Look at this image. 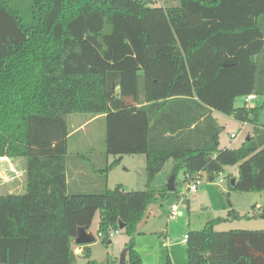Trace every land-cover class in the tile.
I'll return each instance as SVG.
<instances>
[{
    "label": "trees",
    "instance_id": "obj_1",
    "mask_svg": "<svg viewBox=\"0 0 264 264\" xmlns=\"http://www.w3.org/2000/svg\"><path fill=\"white\" fill-rule=\"evenodd\" d=\"M156 2L0 0V157L24 159L25 174V193L0 195V264H75L77 229L96 212L101 243L121 230L125 264H147L134 235L151 203L178 197L152 188L168 160L174 186L179 172L184 185L185 175L237 164L228 188L264 192V0ZM249 94L262 103L235 105ZM214 111L252 124L253 135L220 148ZM69 114L104 122L91 184L71 178L73 161L90 158L68 151ZM137 154L145 188H108V172ZM258 209L252 216L264 218ZM223 221L186 233L187 264H264V229L215 230ZM82 254L97 264L87 244Z\"/></svg>",
    "mask_w": 264,
    "mask_h": 264
},
{
    "label": "rangeland",
    "instance_id": "obj_2",
    "mask_svg": "<svg viewBox=\"0 0 264 264\" xmlns=\"http://www.w3.org/2000/svg\"><path fill=\"white\" fill-rule=\"evenodd\" d=\"M157 5H162L161 0H157ZM263 101L258 96L254 101V105H260ZM243 98H237L235 105L241 106ZM218 125L221 127L219 135V147H238L242 141L253 135L252 124H243L234 119L232 116H226L222 113L213 112ZM69 129L80 126L67 139L68 151L71 154L83 153L90 158L89 161L82 160L85 165L99 168L102 165L100 152H103V136L104 122L102 119H93L90 114H69L66 116ZM261 125H264V112L260 117ZM236 134L235 139H231L229 135ZM144 155H125L122 162L113 168L108 175L107 187L112 189L116 184L123 183L125 190H143L145 188V160ZM5 161H11L5 157ZM13 162V163H11ZM8 165L1 166L0 169V195L8 193V185L6 179L17 180V184L13 183L11 190L15 193H25V174L24 159L11 161ZM75 164V162L73 161ZM94 163V164H93ZM172 175V161L168 160L162 170L157 174L152 183V188L162 190L166 188L169 178ZM238 176V165L227 166L221 172L210 175L203 172L197 180V190L193 193L184 192L182 183L183 175L179 172L176 177V191L178 197L158 198L157 201L151 203L145 212L144 217L137 226L138 230L147 232L146 240L143 243L157 244L158 248L164 253L170 251V245L177 244L183 255L186 254L185 241L182 240L183 235L191 229H201L205 221L222 217L225 221L215 225L217 231H227L230 229H246V230H262L264 229V218L252 216L258 212V207H264V192H240L230 190L228 188L229 180ZM18 178V179H17ZM188 202V206H187ZM177 204V215L171 218L172 204ZM235 210L238 218L228 215L229 210ZM180 212V214H179ZM99 222V213L96 212L90 226V233L95 241L90 243L94 246V252L103 258H113L117 264H120V255L122 253V242L128 236L123 231H118L110 238L111 243L107 246L101 243V238L97 236V227ZM136 231V232H137ZM162 232L163 235H160ZM136 234V233H135ZM151 234V235H150ZM135 236V235H134ZM152 238V239H151ZM145 240V241H144ZM158 241V242H157ZM124 243V242H123ZM136 244L135 238V248ZM76 249V248H75ZM74 249V251H75ZM124 249V248H123ZM173 252L172 264H181L183 255L179 251ZM172 255V254H170ZM97 257V256H96ZM170 259V257H169ZM76 264H86L79 259ZM125 264V263H124Z\"/></svg>",
    "mask_w": 264,
    "mask_h": 264
},
{
    "label": "crops",
    "instance_id": "obj_3",
    "mask_svg": "<svg viewBox=\"0 0 264 264\" xmlns=\"http://www.w3.org/2000/svg\"><path fill=\"white\" fill-rule=\"evenodd\" d=\"M93 119H99L100 120L101 117H95ZM81 125L82 124H80L79 126L74 127L72 130H70L69 137L76 130H78ZM102 153L100 152L101 156H102ZM138 155H140V154H138ZM144 158H145V156H144ZM107 160H108L107 162H110L112 160V157L108 156ZM11 161H15V160H11ZM122 161L123 160L121 159L120 163ZM10 162H9V164H10ZM11 163H13V162H11ZM102 164H103V160H102ZM6 165H8V164H6ZM69 169L71 171V176H72L71 178H72V181L74 182V185L91 184L93 179H95V177H96L94 165H91V167L89 168V166L85 165L84 162L80 163L79 161H77V162H75V164L70 165ZM109 172L107 174V180H108ZM22 173H24V170H23ZM14 179H16V178H14ZM14 179H12V180L11 179H6L5 180V182L7 181V183H9L8 185H11L10 188L12 187L13 183H16V184L18 183L17 180L15 181ZM119 184H121L123 186V183H119ZM91 186H93V183H92ZM7 188H8V193H15V191L11 190L9 188V186ZM172 205H175V203L172 204ZM260 207H261V205L258 208H260ZM179 214H180V212H179ZM207 221H205V222H207ZM191 230H196V229H191ZM188 231H190V230H188ZM87 232L90 233L89 230H87ZM163 233L164 232H162L160 235H163ZM186 233L184 235H186ZM146 234H147V232L144 231V230H138L136 232V234H135L136 244L138 243V246H136V250L138 251L141 259L143 260V262H145L147 264H164L166 259L169 258V257H170L171 262H174L173 259H172L173 252H171V249L173 250V248H174V251H179L183 255L182 250H180V248L178 247L177 244L170 245V251H168L166 253L165 252L163 253L160 250V248H158L159 243H158V245L157 244L151 245V244L143 243V240H142L143 238H141V237L145 236V240H146V236L148 235V234L147 235ZM184 235H183V238H182L183 241H185ZM127 240H128L127 238H124V241H123L124 243L122 242V244H123L122 245V251L126 250L125 244H126ZM87 245H88V248L90 249V259L95 260L97 264H117V263H115L116 261L113 260V258H109L108 257V260H107V257L103 258L102 256L96 255L95 252H94V246L91 245V244H87ZM75 248L76 249H75L74 252L78 256L76 263L78 262L79 259H82V260H84L86 262L87 260L84 258L83 254H82V245H78ZM170 254H172V255H170ZM182 257H183V261H182V258H181V261H180L181 264H187V256H186V254H185V256L183 255ZM125 262H126V254H125Z\"/></svg>",
    "mask_w": 264,
    "mask_h": 264
},
{
    "label": "built area",
    "instance_id": "obj_4",
    "mask_svg": "<svg viewBox=\"0 0 264 264\" xmlns=\"http://www.w3.org/2000/svg\"><path fill=\"white\" fill-rule=\"evenodd\" d=\"M257 97L254 95V94H249L247 96H245L243 98V103L246 107H250L253 105V101L256 99ZM243 124H246L245 122H243ZM229 137L231 139H235L236 138V134L234 133H231L229 135ZM0 161H5V157H0ZM9 164V163H8ZM1 169V168H0ZM200 176L196 175L194 180L191 181V177L189 175H185V182H184V192L183 194H186V193H193L197 190V180ZM172 210H171V218H173L174 216L177 215V204L175 205H172ZM118 231L117 230H113L109 233V237H112L113 234L117 233ZM98 237H101V233H98L97 235ZM187 236L184 235V239L186 240Z\"/></svg>",
    "mask_w": 264,
    "mask_h": 264
},
{
    "label": "water",
    "instance_id": "obj_5",
    "mask_svg": "<svg viewBox=\"0 0 264 264\" xmlns=\"http://www.w3.org/2000/svg\"><path fill=\"white\" fill-rule=\"evenodd\" d=\"M248 139V137H247ZM8 161H0V168L3 165L8 164ZM210 179H212V177H210ZM234 183V179H231V184ZM166 189L168 191H174L175 186H174V176L171 175V177L168 180ZM123 225L120 223L119 224V229H122ZM95 240V238L92 236V234L88 233L87 230H85L84 228L80 227L77 229V233H76V237L74 239V243L77 245H84V244H90ZM125 254H126V250H123L121 255H120V264H124L125 263Z\"/></svg>",
    "mask_w": 264,
    "mask_h": 264
}]
</instances>
